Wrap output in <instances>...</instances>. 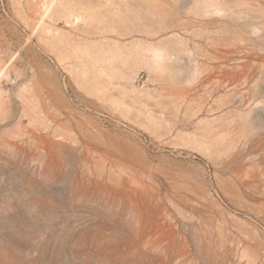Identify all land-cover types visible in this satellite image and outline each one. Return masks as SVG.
I'll list each match as a JSON object with an SVG mask.
<instances>
[{"label": "rangeland", "instance_id": "374dc122", "mask_svg": "<svg viewBox=\"0 0 264 264\" xmlns=\"http://www.w3.org/2000/svg\"><path fill=\"white\" fill-rule=\"evenodd\" d=\"M0 264H264V0H0Z\"/></svg>", "mask_w": 264, "mask_h": 264}]
</instances>
